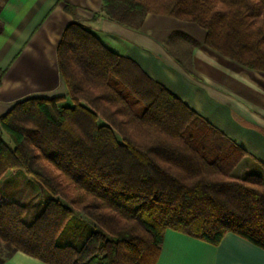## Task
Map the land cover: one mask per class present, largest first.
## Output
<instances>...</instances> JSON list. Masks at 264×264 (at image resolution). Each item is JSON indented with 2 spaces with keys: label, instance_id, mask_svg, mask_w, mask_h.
Returning a JSON list of instances; mask_svg holds the SVG:
<instances>
[{
  "label": "trees",
  "instance_id": "obj_1",
  "mask_svg": "<svg viewBox=\"0 0 264 264\" xmlns=\"http://www.w3.org/2000/svg\"><path fill=\"white\" fill-rule=\"evenodd\" d=\"M65 9L66 98L32 96L0 116V177L23 171L50 194L27 223L22 197L0 188V264L17 252L46 264H156L167 229L213 245L232 232L264 249V180L232 174L248 152ZM148 14L196 23L208 46L264 71V0H102L94 18L139 29ZM76 212L94 226L74 223ZM72 226L80 245L58 243Z\"/></svg>",
  "mask_w": 264,
  "mask_h": 264
},
{
  "label": "crops",
  "instance_id": "obj_2",
  "mask_svg": "<svg viewBox=\"0 0 264 264\" xmlns=\"http://www.w3.org/2000/svg\"><path fill=\"white\" fill-rule=\"evenodd\" d=\"M66 5L76 8L106 46L134 60L248 152L233 170L235 177L256 174L264 180V71L224 56L205 43L203 29L173 17L148 14L137 29L105 15L94 18L102 0H4L0 116L27 97L66 98L57 59L62 34L73 21ZM262 251L232 232L213 245L167 229L156 264H257ZM4 264L46 263L17 252Z\"/></svg>",
  "mask_w": 264,
  "mask_h": 264
},
{
  "label": "rangeland",
  "instance_id": "obj_3",
  "mask_svg": "<svg viewBox=\"0 0 264 264\" xmlns=\"http://www.w3.org/2000/svg\"><path fill=\"white\" fill-rule=\"evenodd\" d=\"M188 23L194 24L197 27L203 29L196 23H193V22H188ZM203 30L206 32L205 29ZM205 34L207 36V32ZM206 36H205V42H206ZM33 97H46V96H33ZM55 97L57 98L61 96H55ZM46 98L50 99L54 97L47 96ZM72 104L73 103L69 98H67L66 101L64 102V105L69 106ZM0 188L2 190L7 191L8 193L13 192L15 198H17L18 196L22 197V200L20 201L28 206V212L26 216L24 217V220L27 223L32 222L35 216L40 211H42L43 207L45 206L47 197L50 196L49 193L39 188V186H37V184L33 181V179L30 178L28 175H26V173H24L23 171H16V170L5 171L4 174L0 177ZM77 221H82L85 225L89 227L94 226L91 223V221H89L83 214L79 212H76L74 214V223H77ZM58 243H73L74 245H80L81 242H79V238L75 237L74 228L72 226V227H68L66 232L61 237L58 238Z\"/></svg>",
  "mask_w": 264,
  "mask_h": 264
},
{
  "label": "snow or ice",
  "instance_id": "obj_4",
  "mask_svg": "<svg viewBox=\"0 0 264 264\" xmlns=\"http://www.w3.org/2000/svg\"><path fill=\"white\" fill-rule=\"evenodd\" d=\"M260 260L257 262V264H264V251L260 253Z\"/></svg>",
  "mask_w": 264,
  "mask_h": 264
}]
</instances>
